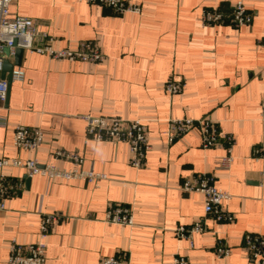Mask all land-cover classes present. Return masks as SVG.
<instances>
[{
    "label": "crops",
    "instance_id": "obj_1",
    "mask_svg": "<svg viewBox=\"0 0 264 264\" xmlns=\"http://www.w3.org/2000/svg\"><path fill=\"white\" fill-rule=\"evenodd\" d=\"M139 14L114 15L80 0H14L12 16L30 18L55 49L76 50L93 41L103 60L97 64L54 61L24 52L25 79L12 82L1 114L0 160H35L70 169L54 161L56 150L78 153L83 169L107 180L86 183L45 176L26 177L7 167L0 175L20 185L0 211V264H8L11 240L27 245L42 241L45 264H99L102 258L127 256L130 264H172L182 256L191 264H254L242 250L244 234L264 236L262 164L251 158L264 144V0H130ZM241 2L252 14L249 27L204 26V9L226 10ZM13 62V57L9 59ZM168 80L184 83L169 95ZM83 115L140 120L150 148L143 168L129 165L126 143L93 142L84 133ZM209 117L223 134L235 138L229 169H218L223 144L201 148L197 129L167 145L162 134L169 120ZM17 126L38 128L42 144L35 151L17 150ZM207 173L231 199V224L215 223L203 213L199 193L181 190L184 179ZM130 208L132 225L105 222L111 205ZM57 214L48 236H39L40 219ZM202 219L207 231L192 238L175 237L179 225ZM230 254H214L216 240Z\"/></svg>",
    "mask_w": 264,
    "mask_h": 264
},
{
    "label": "built area",
    "instance_id": "obj_2",
    "mask_svg": "<svg viewBox=\"0 0 264 264\" xmlns=\"http://www.w3.org/2000/svg\"><path fill=\"white\" fill-rule=\"evenodd\" d=\"M14 0H0V71L4 59H11L16 48L24 52L46 56L49 60L84 62L97 64L103 60L98 46L93 41H82L76 50L55 49L47 36L40 33L34 22L23 16H12L10 6ZM89 5H97L108 9L114 15L126 13L139 14L141 6L130 0H80ZM252 22V14L241 2L229 6L226 10L215 8L204 9L201 13V23L204 26H229L232 28L249 27ZM264 46V37L258 40ZM8 49V55L3 51ZM25 79L24 71L15 67L11 72V82L21 83ZM184 83L168 80L164 89L169 95L182 92ZM6 82L0 79V129L6 127L7 119L1 114L6 103ZM259 117L264 121V100L260 103ZM84 133L87 140L93 142L126 143L129 148V165L135 169H141L146 162V153L150 148L147 127L140 120H125L116 117L83 115ZM197 129L201 138V148L213 149L220 144L226 152L219 158L218 169L230 168L233 158L232 148L235 138L231 134H223L217 122L209 117L199 119L183 118L169 120L166 131L162 134L167 145L187 134L190 130ZM13 146L17 150L35 151L42 144L43 134L38 128L17 126L13 132ZM54 161H68L70 169H61L52 163L40 165L35 160H0V169L12 167L25 171L26 177L45 176L49 179H61L64 181L79 180L86 183L107 180L103 173L83 169V159L78 153L66 150H56L52 154ZM251 158L262 164L261 174L264 176V144L253 146ZM20 185L0 175V211L5 210L4 201L14 195ZM181 190L185 193H199L203 196V213L215 223L231 224L234 221L233 214L227 209V202L231 196L215 185L213 175L200 173L191 179H184ZM61 218L57 214L44 215L40 219L39 236L43 240L55 222ZM105 222L124 226L132 225V213L128 206L123 204L111 205L105 212ZM207 231V226L202 219L191 225H179L175 228V237L185 239L192 246V238L196 234ZM242 250L247 260L254 264H264V236L260 234H244L242 237ZM45 244L42 241L34 244L21 245L11 240L8 246V264H45ZM214 254L217 258L224 259L230 254V249L223 240H216ZM99 264H130L127 256H112L102 258ZM172 264H191L187 258L174 256Z\"/></svg>",
    "mask_w": 264,
    "mask_h": 264
},
{
    "label": "water",
    "instance_id": "obj_3",
    "mask_svg": "<svg viewBox=\"0 0 264 264\" xmlns=\"http://www.w3.org/2000/svg\"><path fill=\"white\" fill-rule=\"evenodd\" d=\"M4 55H8V49H4ZM24 51L22 49L16 48L13 54V62L9 59H4L2 63V69L0 71V79L6 82L7 86V95H6V102L11 86V72L15 67H19L21 64L22 56Z\"/></svg>",
    "mask_w": 264,
    "mask_h": 264
}]
</instances>
